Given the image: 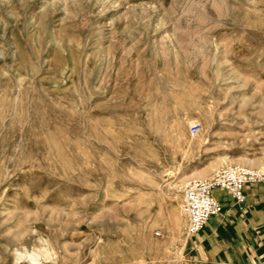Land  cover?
<instances>
[{
  "label": "rangeland",
  "instance_id": "obj_1",
  "mask_svg": "<svg viewBox=\"0 0 264 264\" xmlns=\"http://www.w3.org/2000/svg\"><path fill=\"white\" fill-rule=\"evenodd\" d=\"M226 167L264 169V0H0V264H185Z\"/></svg>",
  "mask_w": 264,
  "mask_h": 264
},
{
  "label": "crops",
  "instance_id": "obj_2",
  "mask_svg": "<svg viewBox=\"0 0 264 264\" xmlns=\"http://www.w3.org/2000/svg\"><path fill=\"white\" fill-rule=\"evenodd\" d=\"M213 195L222 213L191 240L185 264H264V184L246 186L241 205L220 190Z\"/></svg>",
  "mask_w": 264,
  "mask_h": 264
},
{
  "label": "built area",
  "instance_id": "obj_3",
  "mask_svg": "<svg viewBox=\"0 0 264 264\" xmlns=\"http://www.w3.org/2000/svg\"><path fill=\"white\" fill-rule=\"evenodd\" d=\"M199 131V124L190 127L192 137L197 136ZM259 184H264V169L226 167L211 177L184 185L181 191V204L187 222V237L190 240L194 239L211 217L222 213V206L213 195L215 190L225 192L236 204L241 205L245 200L244 188Z\"/></svg>",
  "mask_w": 264,
  "mask_h": 264
},
{
  "label": "bare ground",
  "instance_id": "obj_4",
  "mask_svg": "<svg viewBox=\"0 0 264 264\" xmlns=\"http://www.w3.org/2000/svg\"><path fill=\"white\" fill-rule=\"evenodd\" d=\"M31 264H38V261L35 260V259H33V260L31 261Z\"/></svg>",
  "mask_w": 264,
  "mask_h": 264
}]
</instances>
